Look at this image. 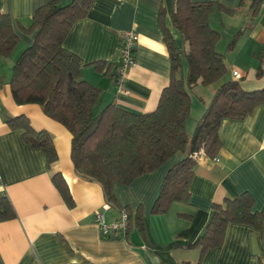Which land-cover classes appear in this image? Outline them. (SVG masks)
<instances>
[{
    "label": "crops",
    "instance_id": "obj_1",
    "mask_svg": "<svg viewBox=\"0 0 264 264\" xmlns=\"http://www.w3.org/2000/svg\"><path fill=\"white\" fill-rule=\"evenodd\" d=\"M48 1L0 0V13L10 15L18 36L13 52L18 51L12 62L33 42L35 31L25 28L30 26L36 8ZM193 1H212L222 7L215 8L208 20L220 32L216 44L219 52L223 53L226 41L229 48H238L234 57L230 56L231 49L227 58L224 54L226 63L235 67L229 79L237 71L235 76L244 78L241 83L245 89L262 87L259 85L264 83L261 82L264 75L257 77L256 72L249 75L246 60H256L258 55L259 64L261 61L264 64V4L249 26L252 0ZM173 7L174 0H94L85 17L73 24L63 46L80 57L83 78L102 89L103 105L116 102L137 112L156 108L161 91L169 82L171 68L164 27L170 30L178 48L186 47L180 32L171 25ZM130 30L138 34L134 64L126 69L119 84L115 82L121 58L118 43L121 33ZM239 30L242 32L230 47ZM5 59L0 58V67ZM97 61L105 62L103 71L95 69L93 63ZM11 68L10 64L6 66L10 74ZM6 69L0 68V77L4 79L0 82V197L10 200L16 216L0 220V264H77L83 260L95 264L186 261L195 264L198 250L189 245L202 233L212 203L247 191L253 197V210H264V104H261L242 119L221 121L218 130L221 148L214 159L200 154L188 203L173 202L166 212H151L167 170L184 156L180 152L129 185L115 184L114 193L121 207L104 209L106 220L117 218L122 207L127 206L133 212L141 207L143 229L140 231L132 221L124 236H102L93 220L94 211L106 204L101 185L74 170L71 134L64 126L45 115L38 104L15 103ZM192 92L198 93L197 99H191L190 109L196 123L214 87L198 86ZM19 115L26 116L35 130H45L51 135L57 159L50 167L43 149L25 143L21 132L7 125L5 117ZM191 127L186 122L190 135ZM54 172L64 178L73 207L65 204L54 186L51 180ZM258 262L264 264V229L258 231L243 224L230 223L223 243L204 255L205 264Z\"/></svg>",
    "mask_w": 264,
    "mask_h": 264
},
{
    "label": "trees",
    "instance_id": "obj_2",
    "mask_svg": "<svg viewBox=\"0 0 264 264\" xmlns=\"http://www.w3.org/2000/svg\"><path fill=\"white\" fill-rule=\"evenodd\" d=\"M93 1L50 0L36 8L30 26L25 28L35 31V38L13 62L8 80L13 100L18 105L38 104L45 115L68 130L74 170L101 185L109 207L120 206L114 193L115 184L129 185L175 154L183 153L184 156L167 170L151 210L152 213L166 212L173 202H189L190 183L200 154L216 158L221 148L218 134L221 121L242 119L264 104V87L245 89L241 83L244 78L235 74L232 79L223 80L228 67L225 55L216 49L220 32L212 28L208 20L213 10L222 9L221 6L212 1L174 0L171 25L180 32L186 47L178 48L170 30L164 27L171 68L169 82L162 89L156 108L137 112L116 102L103 105L102 89L83 78L80 57L63 46L69 30L85 17ZM262 4L264 0H252L249 26L254 23ZM241 32L234 34L230 47ZM17 44L18 36L10 15L0 13V58H8ZM182 57L186 62L185 76ZM93 65L98 71L105 69L104 61ZM262 65L261 61L257 77L264 75ZM118 67L115 82H118ZM198 86H213L214 92L190 135L186 130L191 109L190 92ZM5 120L11 129L21 132L25 143L44 150L49 167L56 161V150L47 131L35 130L24 115L5 117ZM51 180L65 204L73 207L74 201L62 175L54 172ZM253 204V197L247 191L212 203L202 233L189 245L198 250L195 264H205L206 252L223 243L230 223L258 231L264 229V210L254 211ZM123 209L128 214V230L133 221L142 231L141 207L135 212L127 206L120 211ZM15 216L10 200L0 197V220ZM77 264L95 263L83 260Z\"/></svg>",
    "mask_w": 264,
    "mask_h": 264
},
{
    "label": "built area",
    "instance_id": "obj_3",
    "mask_svg": "<svg viewBox=\"0 0 264 264\" xmlns=\"http://www.w3.org/2000/svg\"><path fill=\"white\" fill-rule=\"evenodd\" d=\"M138 40V34L133 31H124L121 33L119 39L120 62L118 83L122 84L123 76L126 69L134 64V49ZM238 75L237 71H234ZM109 205L106 203L101 210H95L93 213V220L98 226L100 234L104 237L124 235L129 227V219L127 212L123 209L119 216L111 221H107L103 210L108 209Z\"/></svg>",
    "mask_w": 264,
    "mask_h": 264
},
{
    "label": "rangeland",
    "instance_id": "obj_4",
    "mask_svg": "<svg viewBox=\"0 0 264 264\" xmlns=\"http://www.w3.org/2000/svg\"><path fill=\"white\" fill-rule=\"evenodd\" d=\"M228 42L229 41H226L225 43L223 42L224 43L223 44L224 45V48H223V51L222 52H223V54L226 55V58H227V56L229 55V54H227V52H228L229 49H231L229 51H231V52L233 51V52H232V54H230V56L231 57H234V55H237L235 53H236V51H237L238 48H236V47L235 48L234 47L233 48H229L227 46ZM17 51L18 50L14 51L13 54H11V56H9V58L3 60V65L0 68H2V69L5 70L6 69V66H8L9 64H10V67H11L13 65L12 64L13 63L12 62V59L14 58V55L16 54ZM259 51H260V49L258 50V53H259ZM234 59H237V58H234ZM246 63H247V66L249 68V75L255 74V72L257 71V67L259 65L258 55L256 57V60H253L252 58H249V59L246 60ZM181 64H182V72H183V75L185 76L186 75V62H185V58L184 57H182V59H181ZM226 65L228 67V71H227L226 75L223 77V80H227V79L231 78L233 76L232 75L233 70H235V67L232 64H230L229 62H227ZM241 68H243L244 71L248 70V69H246L247 67H241ZM2 72H4V71H2ZM7 74H10V71L9 70H7ZM261 82H264V80H262ZM260 84H262V85H259V86L264 87V83H260ZM210 87H212V86H210ZM262 87H260V88H262ZM190 96H191V99L192 100L197 99L198 93L191 91L190 92ZM195 118L196 117L194 116V114L191 113L190 114V118L187 121L189 123V126H192L191 127L192 131H190V132H193V130H194V127H195L194 126L195 125Z\"/></svg>",
    "mask_w": 264,
    "mask_h": 264
}]
</instances>
